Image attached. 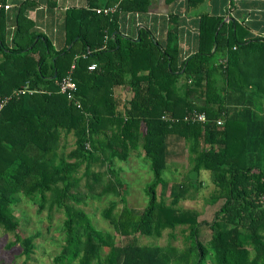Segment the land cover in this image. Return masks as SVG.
<instances>
[{
	"label": "trees",
	"instance_id": "16d2710c",
	"mask_svg": "<svg viewBox=\"0 0 264 264\" xmlns=\"http://www.w3.org/2000/svg\"><path fill=\"white\" fill-rule=\"evenodd\" d=\"M153 1L108 0L105 7L116 5L111 15L97 14L94 3L69 8L61 50L33 31L24 15L30 2L17 11L9 45L6 12L0 8V102L11 97L0 110V228L13 234L8 247L22 248L23 264L39 233L19 234L14 206L21 197L38 202L39 213L51 197L49 209L64 214L63 244L51 264H264V41L248 39L235 20L208 12H199L198 47L185 58L178 45V14L169 15L165 44L148 28H140L134 38L120 32V13L147 12ZM8 2L0 0V5ZM205 3L186 0L185 5L193 12ZM91 64L94 70L88 69ZM70 71L81 108L59 92V82ZM24 86L33 92L12 96ZM117 90L128 91L129 99L121 100ZM194 110L204 113L207 122H185ZM220 118L224 123L217 126ZM69 134L74 148L66 152ZM171 136L185 142L189 185L200 186L203 171L211 175L214 189L208 201H222L211 222L178 206L184 185L171 192L170 204L158 197L157 188L167 184L162 174ZM141 152L152 180L138 213L128 207L127 187L113 166ZM80 191L120 197L102 211L116 235L158 238L179 227L189 232L187 245H114L111 234L97 230L77 206L83 200ZM202 225L211 230L204 240Z\"/></svg>",
	"mask_w": 264,
	"mask_h": 264
},
{
	"label": "rangeland",
	"instance_id": "374dc122",
	"mask_svg": "<svg viewBox=\"0 0 264 264\" xmlns=\"http://www.w3.org/2000/svg\"><path fill=\"white\" fill-rule=\"evenodd\" d=\"M75 138L69 134L66 137V152L74 148ZM189 154L185 142L171 136L168 140V164L162 177L166 180L165 188L161 186L157 188L159 198H162L165 203L170 204L172 201L171 192L176 190L177 185H184L185 198L179 201L178 206L183 210L196 211L199 214V221L211 222L214 212L220 207L222 201L215 204L209 203L210 194L214 189L211 181V175L207 171H203L199 177L200 186L196 189L192 187L191 164L189 163ZM102 170L105 167L101 168ZM113 170L120 176L124 186L126 185V203L128 207L140 213L147 202V196L144 188L152 180V173L149 170V161L144 153H132L127 160H116ZM82 171V170H81ZM80 171V174H81ZM84 190V189H81ZM79 196L83 199L77 206L83 209L90 217L94 227L104 233H109L112 236L114 245H123L130 242L139 244H157L165 247L173 245L178 249H184L187 245L185 235L189 232L182 233L181 228H177L174 232L171 230L163 231V234L158 237L129 236L126 238L115 234L110 221L102 216V211L108 206V201L119 200L120 197L111 194L101 198L90 196L84 191L79 192ZM50 197V195H49ZM52 198L50 197L45 204L42 212H38V202L31 200L28 197H21L18 203L14 206L15 216L19 219V234L22 237L39 233L35 239V249L26 264H51L53 258L60 252L63 244V236L61 233V225L64 220V214L57 210L56 207L49 209ZM122 207L120 202L118 208ZM200 235L205 239L209 238L211 230L208 226L200 227ZM171 233L175 236L171 237ZM14 240L12 233L4 232L0 228V264H23L25 259L21 255L22 248L19 244L8 247V243ZM108 247L104 248L107 253Z\"/></svg>",
	"mask_w": 264,
	"mask_h": 264
},
{
	"label": "crops",
	"instance_id": "0c3cea01",
	"mask_svg": "<svg viewBox=\"0 0 264 264\" xmlns=\"http://www.w3.org/2000/svg\"><path fill=\"white\" fill-rule=\"evenodd\" d=\"M107 1L9 0L8 3L11 7L5 10L7 43L12 44L10 42L13 40L16 30L17 11L20 5L25 2H30L24 10V15L33 22V31L36 34L46 36L55 50H61L66 43L64 20L67 10L72 7L89 8L91 3L96 4L97 8H102L105 7ZM185 3L186 0H175L170 4H167L165 0H155L147 12H122L119 14V30L125 36L134 38L140 28H148L155 40L165 44L169 15L178 14L181 23L178 29V45L181 57L185 58L196 52L198 47L199 12H208L209 14L225 16V21L235 20L247 31L248 39L264 41V0H206L201 8L193 12L187 10ZM254 68L257 70L256 73H259L261 65L258 64ZM255 80L253 77V83ZM252 93L251 95H253ZM116 94L121 100L129 99L128 91L117 90ZM262 103L264 105V101ZM64 140L62 135L61 146Z\"/></svg>",
	"mask_w": 264,
	"mask_h": 264
},
{
	"label": "built area",
	"instance_id": "2783aa9c",
	"mask_svg": "<svg viewBox=\"0 0 264 264\" xmlns=\"http://www.w3.org/2000/svg\"><path fill=\"white\" fill-rule=\"evenodd\" d=\"M3 7L4 10H8L11 5L9 3L0 5V8ZM97 14H103V15H111L116 11V6H108V7H102V8H96L95 9ZM226 60L220 61V63L225 64ZM74 66H72V69ZM96 68V64H91L88 69L94 70ZM71 69V70H72ZM33 91L29 90L27 86L22 87L21 89L15 90L12 93V96H19L23 95L25 93H32ZM59 92L66 96L67 100L70 102H73L77 108H81L80 103L75 99V93L77 92V85L75 81L73 80L71 76V71L68 73L67 76L62 78V80L59 82ZM11 97L3 98L0 102V110L3 107V105L10 99ZM162 119H166V116H163ZM183 120L188 123H205L207 122V118L204 113H200L198 111H191L187 113ZM224 123V120L222 118L218 119L216 121L217 126H222ZM264 202V197H263Z\"/></svg>",
	"mask_w": 264,
	"mask_h": 264
}]
</instances>
